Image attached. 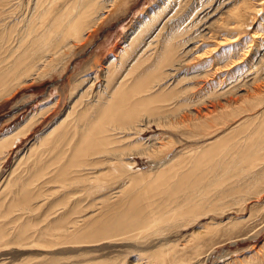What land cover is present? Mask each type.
Returning a JSON list of instances; mask_svg holds the SVG:
<instances>
[{"label":"rangeland","instance_id":"obj_1","mask_svg":"<svg viewBox=\"0 0 264 264\" xmlns=\"http://www.w3.org/2000/svg\"><path fill=\"white\" fill-rule=\"evenodd\" d=\"M11 1L19 3V6L16 8L15 3L12 6L9 3L8 7L2 8L0 20L3 18L6 22L0 27V31L2 28L10 29L13 25L11 18L20 17L25 22L28 14L33 15L34 13L32 11L33 0ZM68 1L71 0H62L55 4L50 18L52 19L58 12L61 13ZM246 1L121 0L113 9L105 13V17L98 26H94L87 33L89 35L86 34L85 41L79 43V46L71 53L72 56L66 59L58 72H54L43 80L23 85L12 96L0 102L1 139L19 129L22 123L41 106L55 104L57 101L55 109L42 118L36 128L9 152L6 160L0 161V188L5 185L6 179L13 170L19 169L21 174H27L25 175L27 178L36 173H51L56 164H49L52 159L55 161V153L42 151L37 152L36 155L30 153L36 135L49 131L56 121L65 115L81 90L85 91L91 86L95 73L104 76L109 68V59L117 56L115 59L118 60L120 49L129 45L141 28L154 18L155 13H162L159 22H152V25L149 23L152 29L144 35L145 37H141L139 49L144 47L143 43L146 42V38H150L161 28L164 29L161 37L164 35L166 37L179 29L187 31L180 40L182 42L188 40L191 43L185 44L180 50L178 60L176 59L177 63L165 69L166 72H173L172 69L176 71L174 70V77L164 87L170 91L178 88L180 94L161 103L167 108L163 111L166 113L162 114L160 119L159 117L147 119L141 116L142 119H147L152 124L142 125L138 128L141 130L138 133L139 136L133 135L122 144L124 150L128 151L124 158L133 168L126 176H114L111 179V189L98 194L97 199H99L95 202L98 207L97 213L103 201L111 198L114 203L125 192L129 194L131 201H136H132L135 205L143 204L148 196H153L151 199L148 197V202L149 200L155 202L158 214L168 208L165 206L171 201H181V198L174 199L170 194L172 186L174 187L173 182L162 183L163 180L159 178L160 173L164 171L162 169L172 165L179 158L185 161V157L189 154H194L193 157L199 156L197 152L220 139L230 141L232 139L231 130L238 132L235 141L242 147L238 152L242 151L249 137H255V150L258 148L257 157L260 159L257 165L248 168L247 164L243 165L242 161L245 159L235 158L231 172H221L219 175V178L224 179L225 177L227 183L220 181L219 185L216 183L218 187H212L215 190L224 188L228 190L229 185L230 188L236 186L240 190L236 198L238 205L224 198L214 210L212 204L207 202L203 205L204 213H208L205 215H200L198 212L195 215V211L190 210L183 213V216H179V220L175 222H162L160 226L153 225L143 232L117 236L116 240H103L99 243L80 246L70 245L54 248V250L45 251L42 250L45 248H35L31 245L33 241L30 239L18 242L14 237H8L7 240L0 241V264H155L152 255L161 250H173L175 255L182 252L188 255L184 257L185 259L182 258L184 261L177 264H264V257L263 260L261 259L263 262L257 260L264 253V121H262L264 120V0H253L251 3ZM245 4L249 5L244 7ZM234 11L238 12L241 18L233 16ZM227 36L234 37L236 41L230 39L231 43L218 45L219 41ZM162 45L163 43L160 42L158 50ZM206 53L209 54L206 55ZM245 55H247L246 58ZM132 61L134 60L131 59L130 63ZM117 62L114 63L117 64ZM216 68L220 70L215 72ZM120 74L123 76L127 73L123 70ZM87 78H89L88 81L70 100L71 88ZM178 83L181 84L177 85ZM156 89L159 88L156 87ZM257 95H259L258 98ZM210 105L211 107L218 106V108L207 115ZM196 116L202 117L199 118L200 122H196ZM189 121L191 124L188 123ZM193 123H199L197 126H200L201 130ZM138 137L143 140L142 144L139 148L133 147L132 143L136 142ZM222 162L226 165L225 161ZM97 165L104 167L101 164ZM192 166L193 163H190L178 168L176 178L181 177L182 173L185 175L188 168ZM245 170L249 171L244 172ZM144 175L148 177H143ZM236 175L238 177H233ZM258 176L262 179L260 177L259 182L257 180L255 183V188L250 190L252 180L258 179ZM43 179L45 177L40 178L39 182ZM204 179L212 180L211 177ZM234 179L237 182L233 181ZM146 180L150 182H143ZM128 191L133 193L130 194ZM36 192L40 193L35 190L33 194L37 195ZM213 193L215 194V191ZM1 194L3 193L0 192V198ZM13 196L10 194L7 197L8 205L1 206L0 204V227H6L7 232L15 228L12 221L16 216L14 212L8 210ZM42 199L33 203L42 205V208L36 210L37 212L34 211L35 214H39L40 218L37 219L41 221L47 217L46 204L49 205L56 200L53 197L49 199L52 202L45 201L44 203L43 201L41 203ZM173 209L175 207L171 206L170 210ZM54 217L56 215L53 214L47 222H52ZM213 226L218 231L208 229ZM256 252H258L257 255Z\"/></svg>","mask_w":264,"mask_h":264},{"label":"bare ground","instance_id":"obj_2","mask_svg":"<svg viewBox=\"0 0 264 264\" xmlns=\"http://www.w3.org/2000/svg\"><path fill=\"white\" fill-rule=\"evenodd\" d=\"M33 1L35 7L33 6L32 11L34 13L33 15L28 14L27 21L24 22L20 17H15L14 19L10 17L13 25L10 29L2 28L0 31V102L12 96L23 85L43 80L54 72H58L64 62H66V59L79 46V43L89 35L87 33L94 26H98L103 17H105V13L113 9L121 0H71L66 2L64 10L61 13L58 12L52 19L50 18L52 9L55 4L62 0ZM251 1L253 0H247L246 2L251 3ZM9 3L12 6L15 1L0 0V15H2V8L8 7ZM15 5L17 8L19 3H15ZM248 5L245 4L244 7ZM46 7L48 8L46 9ZM241 10L243 12V9ZM157 14H160L159 17ZM162 15V13H155L154 18L141 28L129 45L124 49H120V60L115 59L117 56L110 58L107 73L104 76L95 73V76L92 77L94 80L91 86L85 91L81 90L77 99L70 104L65 115L57 120L45 134L36 135V140L32 145L36 149L33 150L32 148L30 153L33 155L41 151L55 153V161L52 159L49 164H56L55 169L51 173H36L29 178L26 177L27 174H21L18 171L19 169L10 173L5 185L0 188V192L3 193L1 194L0 204L1 206L6 205L7 197L10 194L14 195L8 210L14 212L16 216L12 221L15 224V228L7 232L6 227H0V241L7 240L8 237H14L18 242H25L24 240L30 239L33 241L31 244L33 247L45 248L42 249L45 251L54 250V248L58 247H69L70 245L93 244L103 240H113L115 237L124 234L143 232L153 225L160 226L162 222H175V220H179V216H183V213L190 210L195 211V215L197 212L200 215L208 214L203 211V205L207 202L212 204L211 206L214 207V210L224 198L230 199V203L237 202L238 199L236 198L240 190L236 186L232 185L233 187L230 188L228 183V190H224L225 188L221 190L213 189L218 187L216 183L219 185L220 181L226 182L225 177L224 179L219 178L220 173L231 172V168H234L235 158L245 159L242 162L243 165L247 164L248 168L249 166L253 168L260 162V159L257 157L258 148L255 150V137H249L244 143L242 151L238 152L242 148L235 141L238 132L231 130L230 136L232 139L230 141L226 142L228 139H220L218 142L216 141L202 151L197 152L200 154L199 156L193 157L194 154H189L188 157H185V161L179 158L172 165L162 169L164 171L160 173L159 178L163 180L162 183L173 182L174 187L172 186L170 194H172L174 199L181 198V201H171L165 206L168 208H162V212L158 214L156 213L155 202H150V200L148 202L149 196H146L147 201H145L146 203L144 202L145 204L135 205L133 202L136 201L132 200V202L129 199V194L125 192L114 203L111 198H107L102 202V207L97 213L98 207L95 202L99 199H97L98 194H103L108 189H111V179L114 176H126L128 171L133 168L127 164V159L124 158L125 153L128 151L124 150L122 144L133 135L137 137L139 131H141L138 128H141L142 125L152 124L147 119H157V117L160 119V116L166 113L163 111L167 108L161 103L171 100L180 94V92L178 93V88L170 91L164 87L174 77L175 70L172 69L173 72H166L165 69L173 63H177V56L180 50L185 44L191 43L188 40L184 42L180 40L187 31L179 29L176 32H171L166 37L164 35V38L161 37L164 34V29L161 28L159 32H155L148 39L146 38V42L143 43L144 47L139 49L141 37L151 31L150 25L154 22H159ZM233 16L241 18L239 13H235V11ZM5 22L6 19L2 18L0 27ZM253 36L256 38L255 35ZM228 37L223 38L222 41L220 40L218 45L231 43L230 39L236 41V39H233L234 37ZM160 42L163 45L158 50ZM193 48L191 47L192 50ZM153 51L155 52L150 54ZM131 59L134 60L132 63H130ZM116 61H118L117 64L114 63ZM123 70L127 74L121 76L120 73ZM217 70H220V68H216L214 71L216 72ZM99 73L101 72L99 71ZM88 79L80 81V83L75 84L71 88L70 100L77 95ZM179 84L181 83L177 85ZM156 87L159 89L157 90ZM55 104L50 103L41 106L22 123L19 129L0 139V161L2 159L6 160L9 152L36 128L42 118L55 109ZM209 107L207 115L218 108V106L211 107V105ZM206 108L208 107L206 106ZM205 115L204 117H206ZM141 116L147 119L144 120ZM195 118L196 122H200V117L196 116ZM198 124L193 123L195 126ZM199 127L197 126V128ZM210 128L209 130H211ZM199 130L201 129L199 128ZM142 141L138 137L136 142L132 143L133 147L139 148ZM259 151H261L260 148ZM222 161H225L226 165ZM190 163H193L192 168H188V172L185 175L182 173L181 177L176 178L178 168ZM97 164H101L104 167L101 168ZM23 165H25L24 162ZM247 171L245 170L244 172ZM43 177L45 179L39 182V179ZM143 177L148 176L144 175ZM206 177H211L212 180H205L204 178ZM233 177L236 178L238 175ZM254 177L256 176L254 175ZM260 177L252 180V182L250 181V190L255 188V183H257V180L259 182ZM233 181L236 180L234 179ZM143 182L150 181L146 180ZM35 190L40 193L36 192L37 195H34L33 192ZM213 191H215V194ZM128 192L130 193V191ZM53 197L56 200L54 201L53 199L54 202L50 203L52 201L49 199ZM142 197L144 196L142 195ZM152 197L150 196L149 199ZM40 198L44 199H42L41 203L43 201L44 203L45 201L50 203H48L49 205L46 204L47 217L43 221L37 219L40 216L34 212L38 208H42L39 203L33 204ZM171 206L175 207V209L170 210ZM227 207L229 208V206ZM53 214L56 217L52 218V222H47L48 218L53 216ZM153 221L155 222L152 223ZM230 223L232 224V222ZM208 229L210 231H218L215 226ZM257 254L258 252H256ZM152 257L155 260V264H177L184 261V257H188V255H184V252L176 253L175 255L173 250H161L154 253ZM263 257L264 253L257 260L262 261Z\"/></svg>","mask_w":264,"mask_h":264}]
</instances>
